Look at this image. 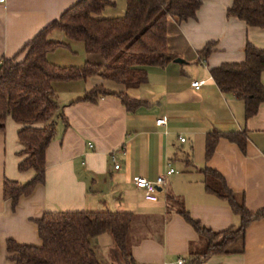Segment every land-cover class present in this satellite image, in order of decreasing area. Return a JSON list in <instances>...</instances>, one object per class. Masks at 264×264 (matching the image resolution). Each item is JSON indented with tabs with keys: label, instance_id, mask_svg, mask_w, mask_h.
Instances as JSON below:
<instances>
[{
	"label": "crops",
	"instance_id": "obj_1",
	"mask_svg": "<svg viewBox=\"0 0 264 264\" xmlns=\"http://www.w3.org/2000/svg\"><path fill=\"white\" fill-rule=\"evenodd\" d=\"M78 1L0 4V64L18 56ZM108 1L112 3L108 7L122 8L116 15L121 17L125 0ZM232 4L233 0H202L195 19L170 20L166 51L174 59L164 67H149L144 83L116 85L97 76L54 83L64 119L57 122L45 152L44 183L20 197L15 208L4 199V182L25 184L34 173L18 171L20 127L6 122L0 132V264H13L6 251L8 241L40 247L36 222L45 213L56 212L132 214L128 241L137 264H178L179 260L189 264L191 255L205 250V242L181 212L215 233L241 223L226 201L206 190L204 170L217 173L231 192L244 196L250 213L264 209V103L246 119L244 103L222 93L210 73L225 64L243 63L247 44L264 50V29L228 17ZM48 40L66 45L47 55L51 64L105 66L100 56L87 54L82 43L70 42L62 32H51ZM208 46L210 52L202 56ZM194 82L201 83L198 90L192 88ZM261 84L264 88V72ZM94 87L123 93L133 105L126 108L113 95L82 101ZM161 118L166 124L158 127L155 122ZM210 134L219 137L206 159ZM227 135L244 136L243 147ZM168 168L174 173L166 177L157 201H146L133 179L154 182ZM92 247L101 264H122L109 234L95 238ZM243 247L242 253L214 255L202 264H264V217L247 226Z\"/></svg>",
	"mask_w": 264,
	"mask_h": 264
},
{
	"label": "trees",
	"instance_id": "obj_2",
	"mask_svg": "<svg viewBox=\"0 0 264 264\" xmlns=\"http://www.w3.org/2000/svg\"><path fill=\"white\" fill-rule=\"evenodd\" d=\"M202 0H125V14L119 18H99L111 6L108 0H80L57 21L40 31L19 55L3 59L0 64V132L8 120L19 125L18 142L22 148L18 171H32L34 177L25 184L5 181L3 196L16 207L22 196L29 195L44 183L45 152L55 134L58 121L64 119L53 89L56 82L86 80L97 76L116 85H135L145 82L149 67H164L174 57L166 51V26L170 20L183 23L195 19ZM227 16L245 22L248 27L264 29V0H233ZM53 31L62 32L70 42L84 45L87 54L100 56L105 66L86 63L82 67H60L47 61V55L62 43L48 40ZM206 47L202 56L210 52ZM245 61L225 64L211 70L218 89L244 103L245 118L255 116L264 103L261 75L264 72V50L247 44ZM113 95L129 108L133 103L123 93L104 87H94L82 101L96 102ZM210 134L206 140V159H209L218 140ZM239 147L244 136L227 135ZM206 190L227 202L240 226L215 233L202 228L185 212L183 218L205 242V250L191 255L189 264H202L214 255L243 252L247 226L264 217V209L250 213L244 196L231 192L217 173L204 170ZM132 223L129 213H45L36 222L40 247L21 246L8 241L6 251L13 264H101L92 247L95 238L109 234L122 264H137L131 254L128 234ZM241 243V246L239 244Z\"/></svg>",
	"mask_w": 264,
	"mask_h": 264
},
{
	"label": "built area",
	"instance_id": "obj_3",
	"mask_svg": "<svg viewBox=\"0 0 264 264\" xmlns=\"http://www.w3.org/2000/svg\"><path fill=\"white\" fill-rule=\"evenodd\" d=\"M5 0H0V4L4 3ZM192 88L198 90L201 86V83L194 82L191 84ZM156 126L160 127L166 124V120L164 118L156 120ZM185 140L180 138V142L183 143ZM92 148V146H89ZM115 169H118V166H115ZM174 170L168 168L164 175L157 177L154 182L147 181L142 177H135L133 179V185L135 189L140 190L144 193V199L148 202H156L157 195L161 188H163L166 184V177L172 175ZM178 264H183V261L179 260Z\"/></svg>",
	"mask_w": 264,
	"mask_h": 264
},
{
	"label": "rangeland",
	"instance_id": "obj_4",
	"mask_svg": "<svg viewBox=\"0 0 264 264\" xmlns=\"http://www.w3.org/2000/svg\"><path fill=\"white\" fill-rule=\"evenodd\" d=\"M120 10H122V8L120 9L119 5L117 4L115 7H107L100 15H99V18H106V17H119V16H116L118 15L117 13L119 12L120 13ZM109 11V12H108ZM111 12V14H110ZM121 13H123L121 11ZM125 14V11L123 13V15L121 17H123ZM114 15V16H113Z\"/></svg>",
	"mask_w": 264,
	"mask_h": 264
}]
</instances>
